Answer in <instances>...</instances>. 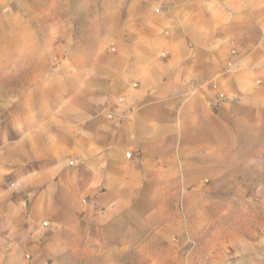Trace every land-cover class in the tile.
I'll use <instances>...</instances> for the list:
<instances>
[{"label":"rangeland","instance_id":"374dc122","mask_svg":"<svg viewBox=\"0 0 264 264\" xmlns=\"http://www.w3.org/2000/svg\"><path fill=\"white\" fill-rule=\"evenodd\" d=\"M176 2L0 0V264H176L187 250L202 264L208 253L233 262L241 246L264 248V0L254 8L257 28L221 31L226 45L217 47L225 50L216 70L190 95L205 104L173 112V124L163 126V148L147 163L155 170L143 175L160 189L142 192L167 203L136 207L157 210V221H120L108 237L97 222L105 207L34 206L36 195L23 188L28 139L42 128L28 111L34 88L44 82L51 102L64 101L87 82L102 90L99 104L115 95L122 105V92L105 93L116 75L113 57L138 52V39L151 37L143 52L168 55ZM102 116L115 118L113 109ZM112 183L100 182L93 196H106ZM81 213L96 216L81 221Z\"/></svg>","mask_w":264,"mask_h":264},{"label":"crops","instance_id":"0c3cea01","mask_svg":"<svg viewBox=\"0 0 264 264\" xmlns=\"http://www.w3.org/2000/svg\"><path fill=\"white\" fill-rule=\"evenodd\" d=\"M261 3L262 0H177L168 55L143 52L144 46L155 41L151 37L150 43L133 39L139 41L138 52L113 57L112 62L118 63L112 65L116 75L108 79L109 91L105 93L122 92L125 95L122 105L116 103L115 95L108 96L107 104H99L97 95L102 90L87 82L76 83L74 91L65 92L64 101L51 102L53 92L44 82L39 83L28 111L33 112L36 121L33 125L42 128L28 139L24 153L29 169L23 188L36 195L31 203L47 207L56 204L105 207L97 222L106 228L108 237L114 236L120 221L131 222L136 217L157 221L159 211L148 213L136 207H161L167 203L142 192L160 189L144 182L143 175L155 170L156 166L147 163L155 160L163 148V126L173 124V112L205 104L200 95H190L216 70L213 62L220 60L225 50L217 47L226 45L227 35L221 31L236 36L245 28H257L254 8H261ZM107 109H113V120L102 116ZM127 151L133 152L132 158H127ZM116 175L121 177L118 187L112 183ZM103 181L112 183L107 186L106 196H93ZM52 190L55 194L59 191L53 198ZM78 193L90 198L81 204L76 197ZM95 216L81 213L79 219ZM180 252L176 264L200 262L196 252ZM233 255L234 261L227 262L226 255L208 253L202 257V264H264V248L259 245L241 246Z\"/></svg>","mask_w":264,"mask_h":264}]
</instances>
